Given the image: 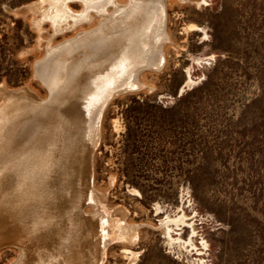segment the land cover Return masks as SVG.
<instances>
[{
	"label": "rangeland",
	"instance_id": "374dc122",
	"mask_svg": "<svg viewBox=\"0 0 264 264\" xmlns=\"http://www.w3.org/2000/svg\"><path fill=\"white\" fill-rule=\"evenodd\" d=\"M38 1L0 0V94L47 96L34 68L55 33L35 25ZM168 19L163 68L145 69L146 86L103 113L93 188L112 226L136 225L139 237L126 245L122 231L103 264H264V0L176 1ZM16 253L3 249L0 264Z\"/></svg>",
	"mask_w": 264,
	"mask_h": 264
},
{
	"label": "bare ground",
	"instance_id": "6f19581e",
	"mask_svg": "<svg viewBox=\"0 0 264 264\" xmlns=\"http://www.w3.org/2000/svg\"><path fill=\"white\" fill-rule=\"evenodd\" d=\"M72 1L32 7L40 31L46 21L54 36L76 30L62 42L53 36L35 63L47 96L27 86L0 94V252L16 250L11 264H103L122 231L124 244L139 240L136 225L112 226L107 196L93 188V160L104 110L146 86L145 69L163 68L173 44L168 5L186 0H80L78 13ZM115 212L126 219L125 209Z\"/></svg>",
	"mask_w": 264,
	"mask_h": 264
}]
</instances>
